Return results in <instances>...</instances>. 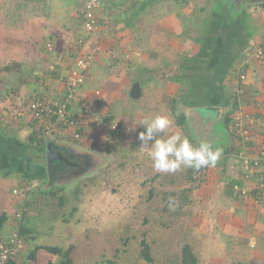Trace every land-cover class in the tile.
<instances>
[{
    "label": "rangeland",
    "instance_id": "1",
    "mask_svg": "<svg viewBox=\"0 0 264 264\" xmlns=\"http://www.w3.org/2000/svg\"><path fill=\"white\" fill-rule=\"evenodd\" d=\"M154 1L158 0H148L158 6ZM244 2H249L244 10L247 15L258 21V25L264 22V3H257L256 0ZM234 3L235 9L240 10V2L234 0ZM211 4L212 0H188L182 6L180 1L176 3L174 0V20L170 18V4L164 5L162 23L158 20L155 23L147 21L152 27L129 30L130 44L117 48L115 54H112L113 40L118 43L122 38L101 31L97 40L86 39L73 54H64L67 59L59 61L61 66L52 60L54 45L50 50L41 42L35 44V40L30 44L32 41L28 40V33L22 35L17 31L15 38H12L6 33L5 37L0 30V36L8 39L4 40L6 43H1L0 37V85H4L0 90V124L20 126L16 140L20 147L28 142L30 136L23 131L25 125L33 123L34 131L41 132V136L48 133L45 124L39 120L19 117L27 103L35 96L55 98L53 96L61 91L67 76L64 69L69 71L74 60L86 55L94 45L98 47L95 58H100V64L96 66V77L87 73L82 93L87 96L86 92H90L88 83L95 80L91 85H98L95 89L98 94H93L97 101L86 99L92 112L100 119L104 116L106 124L114 123L123 130L119 136L108 139L105 135L108 128L101 132L94 131L89 121L83 119L85 125L81 129L85 137L78 146L82 151L77 154L85 167L73 169L63 176L58 173L55 181L48 180L46 169L39 168L38 172L35 170V173H31L35 166H45L42 148L33 146L30 149L22 147L24 159L21 162L29 163L28 168L24 167L19 173L12 171L7 177H2L4 173H0V214L8 217L0 240H4L2 236L8 239L16 234L21 241L19 250L11 260L14 264L59 261V256L43 248L33 253L35 248L45 246L69 250L75 264H179L185 245L197 256L198 264H264V213L259 216L258 212L259 199L264 196V175L258 177V180H262L258 182L254 177H248L251 172L247 173L238 162L235 154L244 144L225 131L223 111H219L220 118L214 123L205 119L208 114L197 107L203 93L200 77L207 70L198 67L207 61L203 55L205 51L210 52L219 45L218 39L211 45L210 42L222 29L218 23L210 21L205 28L206 34L202 36L197 26H202L203 16L205 21L221 16L218 13L210 14ZM160 13L157 12V18ZM233 18L236 19L230 24V32L237 28L241 33L238 25L240 15H233ZM254 27L259 32L263 30V26ZM141 34L143 39H140ZM261 34L263 37L264 31ZM203 37L207 40L205 44H202ZM223 39L227 43L231 41V38ZM223 39L220 41L223 42ZM258 43L250 46L248 63L259 64L258 69L263 73L261 80L264 81V58L258 60L259 63L251 59V53ZM17 52L21 55H17ZM186 55L182 67L180 64ZM243 65H247V62H243ZM54 66H59L61 70L53 77L50 72L56 68ZM240 70H244L243 66ZM211 75L203 82L209 92L220 82L217 70ZM179 78L186 80V84L181 83ZM134 84L140 88L137 99L130 96ZM188 86L191 91L187 94L188 101L183 103L180 96ZM241 87L244 92L245 86L239 89ZM262 90L263 97L264 87ZM127 93L131 101L124 100ZM247 93L250 95L251 90L246 91L243 100L249 101V106H254ZM120 102L123 104L115 105L117 114L112 115L111 111L106 114L114 104ZM174 109L177 114L185 116L186 129H180L175 124ZM156 115H167L173 121L161 138L180 133L196 146L207 140L214 148L224 149L228 146L230 149L233 146L231 150L237 151L225 161L222 160V153L215 167H206L195 175H191L189 168H181L174 173L157 172L152 167L147 150L137 138L138 133L144 131L143 126L137 123ZM49 135L64 141L62 144L68 148L78 145L67 140L71 139L70 132L64 137ZM23 174L31 176L23 178ZM234 181V185H229ZM228 188H232L236 201L232 200V195L230 198L226 196ZM13 190L27 192L25 198L28 206L25 205V198L16 196ZM252 198L256 205L248 203ZM229 219L233 221L231 226L226 223ZM259 223L262 230L254 231L253 225ZM23 226L29 231L20 234ZM235 231H240L241 236L238 237ZM144 250L148 252L151 263L144 260ZM32 253L35 260L31 259Z\"/></svg>",
    "mask_w": 264,
    "mask_h": 264
},
{
    "label": "crops",
    "instance_id": "2",
    "mask_svg": "<svg viewBox=\"0 0 264 264\" xmlns=\"http://www.w3.org/2000/svg\"><path fill=\"white\" fill-rule=\"evenodd\" d=\"M154 2L159 5L155 6L149 3L148 0H99L96 13L99 19L100 32L102 31V32H106L107 34H114L117 38H122V40L118 43H116L115 40H113L114 41V44H113L114 52L112 54H115V51L120 49V47H124L130 44L131 41L128 40L131 37L129 30L134 29V28H138V29L146 28V27L150 28L152 27L151 23H155L157 20L161 24L164 18L162 15V9L164 5L170 4V6L168 5L167 6L169 8V11L171 12L170 18L174 20V0H158ZM82 4H83V0H0V30L3 31L5 37H7V35L10 34L9 36L12 35L11 36L12 38H15L14 36H16L15 34H17V31L19 34H22V35L28 33V36L30 37L28 38V40L32 41L30 44H33L35 40V44L36 42L37 44H40L41 42L42 45L45 46L46 48H47L46 45L48 43L51 45V49H52V46L54 45L55 55H54V59L52 60L54 61V64L58 63L59 66H61L60 65L61 63L59 61L62 59L63 60L67 59L65 55L70 56L71 54H73L75 50H77V46L79 49L80 47L79 41L87 37L85 32L82 30V19L80 15ZM189 7H190V4H189ZM157 12L159 13L161 12L160 13L161 15L158 14L159 18L156 17ZM149 15H150V19L148 18ZM249 19H250L249 21L251 23L252 28L254 26H257V27L263 26L262 31H264L263 21L261 24L258 25V21L255 22L256 20L254 18L249 16ZM241 20H239V23H238V25L240 26V31L242 27ZM147 21H150L151 23L148 24ZM77 23H78V26H77ZM222 28H223L222 38H218L219 45H216L212 50H210V52L207 49L208 51H205V53L203 54L205 56V59H207V61L211 60L212 63H210V65L207 67L204 66V69L205 70L207 69V70L200 77V81L206 80L207 78L208 79L211 78L212 76L211 73L212 72L215 73V71L217 70L219 72L220 82H219V85L216 84V89H220L221 91V85L222 86L224 85L226 92L229 94H233L236 97L239 103L238 106L244 107L247 110H251L258 104V102L259 103L264 102V96L263 97L261 96L263 92L262 88H263V82H264L261 80L263 78L262 76L263 73L261 74L262 72V71L260 72L261 69L260 70L258 69L259 64L256 65V63L252 61L248 63L250 59L249 58L250 57L249 48L251 45H253V43L255 45L258 42L260 43V40L262 39V34H261L262 31L259 32L258 28L254 27L256 28L254 33L247 40L246 37H244L243 35L244 33L243 30L240 33L238 32V29L236 28L235 31L230 32V30L232 29L230 27V24L222 25ZM227 34H229V36L225 37V35ZM5 37H1V43H6V41L4 40H8V39ZM223 38H226V39L231 38V41L227 43V41H225ZM140 39H143L142 34L140 36ZM220 39H223V42H221ZM202 40H203L202 44L207 43V40L204 39V37L202 38ZM64 41L66 42V44L64 43ZM13 42L15 41L13 40ZM140 43L141 41L139 42V44ZM211 44H212V41L210 42V45ZM202 47L203 45H201V48H200L201 50H202ZM255 49L256 47H254V50L251 53V55H253L251 56L252 57L251 59L257 62L258 60L254 58V54H253ZM196 52L197 51H195V53ZM17 55H21V53L17 52ZM25 55L26 54H23V51H22V56L25 57ZM103 58H106V56H103ZM99 60L100 58L96 59V61L93 64L94 67L89 71L90 74L95 77H96L95 70L98 69L97 67H99V64H100ZM245 61L247 62V65H243V62ZM250 64H253V66H251ZM59 66H54L56 68H54V70L50 72V75L54 77L56 72L58 70H61ZM242 66L244 70H240L239 72V68ZM202 68H203L202 64H199L198 69L202 70ZM64 71L67 75L68 70L66 71V69H64ZM240 74H245L246 76V81L244 82V84H240L237 82L238 75ZM257 76H258V79H257ZM94 82L95 80L93 81L90 80L89 83L86 82V84L88 83L90 87L88 88V91L90 92H86V95H87L86 98L88 97L90 98V100L94 99L93 101H95L96 103L97 100L95 97H93V94H96V95L98 94V91L95 90L98 85L96 86L91 85ZM242 85L245 86L244 92L242 90V87L239 89V87ZM3 88H4V85L2 86L0 85V90ZM248 89L249 91L251 90V94L248 95L247 93V97H250L251 104H254V106H249V101L243 100L244 94H246V91ZM62 91H63V85L61 87V91H59L58 94H55L53 97L58 99L60 97V94H62ZM128 95L129 93H127V96L124 97V100L131 101L128 99L130 97ZM239 95L241 98H239ZM117 104H123V103L120 102V103L114 104L112 108L109 109L108 112H106V114L109 113V111L113 112L112 115L117 114L115 112L116 111L115 105ZM210 105L211 106L209 105L208 106H198L197 105V107L202 109L203 111L202 113L208 114V117H206L205 115L204 117L205 119H210L211 121L213 120L215 123L219 120L220 114L217 111L209 112L208 110L216 109L221 112L222 109L224 110V108L214 106L211 103ZM16 126L12 125L8 127V124L7 125L0 124V173L1 174L7 169H10L14 173L16 172L19 173V171L22 170L24 167L28 168L29 163L23 164L21 162L24 159L23 158L24 151L22 147L23 148L25 147L28 149H30L32 146L41 148V146L43 145V152L45 155L48 144H52L53 146V144L56 143L54 140L61 141V140H57L56 138L55 139L52 138V136L49 134L47 135L44 134V136H41V132H39L38 130L34 131L33 129L34 124L30 123L27 126L25 125V127H23L25 128L23 131H25L27 135L28 134L30 135L28 136V142H24L23 143L24 146L20 147L16 141L18 140V136L20 134V130H18V127L20 126L19 125L18 127ZM118 127L120 129L119 131L123 133V130L120 128V126ZM94 131L101 132L102 130H94ZM91 132L96 133L93 131ZM105 135L107 136L106 133ZM78 146H81V144L76 145L73 150L79 153L82 150H80V147ZM27 151L25 152V154L27 153ZM46 167L47 165L45 166L40 165V167L35 166V169L34 168L31 169V173H35L34 172L35 170L36 172H38V170H40L39 168L46 169ZM46 172H47V169H46ZM2 177L4 176L2 175ZM232 183H236V181ZM226 196L230 198V196L228 195V191H226ZM231 198L232 200L236 201V199L233 198V195L231 196ZM259 200H261V202L259 204L258 212H260L259 216H261L264 213V196L263 197L261 196ZM248 203L250 205L251 204L253 205L256 202L252 198V200L250 199ZM226 214L228 215V213ZM234 216H235V213H234ZM232 222L233 221H231V219H229V221H226L227 225L229 226L233 224ZM259 227H261L260 223L258 225L257 224L253 225L254 231L262 230V229H259ZM229 230H226V232H229ZM235 233L238 235V237L241 236L240 231L239 232L235 231ZM236 234H234L235 237L237 236ZM226 237H230V235H227ZM2 238L6 240L7 236L6 237L2 236Z\"/></svg>",
    "mask_w": 264,
    "mask_h": 264
},
{
    "label": "built area",
    "instance_id": "3",
    "mask_svg": "<svg viewBox=\"0 0 264 264\" xmlns=\"http://www.w3.org/2000/svg\"><path fill=\"white\" fill-rule=\"evenodd\" d=\"M98 4L99 0H83L80 15L82 30L87 37L79 41L80 45L86 39L97 40L96 38L99 36L100 26L96 13ZM46 46L51 49L49 43ZM90 50L86 55L74 60L73 66L65 77L63 91L58 99L35 96L27 103L26 109L19 117L24 119L33 117L39 120L45 124V130L55 137H64L70 132L74 139H79L80 134L76 130L82 128L83 124L85 125L83 119L88 120L94 130H104L105 128H108V132L117 130L115 125L106 124L104 118L100 119L96 113L92 112L89 101L82 93L87 73L96 60L95 55L98 47L94 45ZM253 54L254 58L259 61L264 58V34ZM245 81V74H240L238 82L244 84ZM230 131L240 137L244 144L242 149L235 154L238 162L247 173L250 171L252 174H261L259 177L261 178L264 175V102H258L251 110L238 106L231 116ZM248 143L251 146L248 147ZM13 194L24 199L26 192L13 190ZM20 243L19 235L16 234L0 242V264L7 263L15 256Z\"/></svg>",
    "mask_w": 264,
    "mask_h": 264
},
{
    "label": "trees",
    "instance_id": "4",
    "mask_svg": "<svg viewBox=\"0 0 264 264\" xmlns=\"http://www.w3.org/2000/svg\"><path fill=\"white\" fill-rule=\"evenodd\" d=\"M176 3H181L182 6H185V4H187L188 0H175ZM241 4V8L240 10H236L235 9V6L236 4L234 3V0H231L232 4L230 5V1L229 0H212V4L210 6V9H209V12L210 14L212 13H218V14H221V16L219 17H215V18H211L209 21H205V17L203 16V19L201 21L200 24H202V26L200 25H197L198 28L200 29V31L203 33L202 36H204L206 34V31H205V28L207 27L208 23H211V22H215V23H218L219 27H221L222 25H228V24H231L235 19H233V15L236 16V14H239L240 15V18L242 19L241 20V31L243 30V35L244 37H246V39L248 40L249 37L254 33L255 29L256 28H252L251 26V23H250V19H249V15H247V12H245L244 10H246V7L248 5V3L246 4V2L244 1H247V0H238ZM241 2H243L244 4H242ZM257 3L259 2H263L264 3V0H256ZM262 4V3H260ZM229 5V6H228ZM243 6V7H242ZM229 20V21H228ZM211 21V22H210ZM207 22V23H206ZM186 25V23H185ZM222 31H223V28L220 29V32L218 35H216V37H214L213 41L214 42L216 39L218 38H221L222 37ZM259 45V43H258ZM187 57L185 56L183 58V61L182 63L180 64L182 67L184 66L185 64V61H186ZM210 63H212L211 60H208L206 61L205 65H203V67H207L210 65ZM14 66H17V65H14ZM7 70V69H6ZM179 80H181V83L183 84H186V80H183L182 78H179ZM188 81V80H187ZM204 80H201V88H202V95H201V100H200V103H198L197 105H200V106H211V104H213L214 106H218V107H221V108H224V110L226 112H224V121H223V127L225 129V131L232 137H236V139H238L239 141H241L242 143V140L240 137L236 136L233 132L230 131V124H231V116L233 114V112L237 109L238 107V101L236 99V97L233 95V94H229L226 92L225 90V86L221 85V91L220 89H216V85L214 86L213 88V91L212 92H209V88L204 86ZM219 85V83H217ZM186 91L184 92V94L182 96H180V100L183 102V103H186L188 100H187V94L191 91L190 87L188 86L187 88H185ZM206 100V101H205ZM205 101V102H204ZM174 102V100H173ZM172 102V103H173ZM175 104V103H173ZM174 117L176 119V125L180 128V129H186L185 128V116L183 114H177L175 112V109H174ZM105 120V119H104ZM111 122V121H110ZM106 123V122H105ZM110 124V123H108ZM111 125H115L114 123H111ZM116 126V125H115ZM117 127V130L113 131V132H108L107 133V138H114V137H117L119 136L120 134H122L119 130V127ZM104 129V128H103ZM76 132H78L80 134V138L79 139H74L71 135V139H67V140H71L73 142H75L76 144H81L83 138L85 137L84 135V132L81 128H78L76 130ZM61 139H65V138H61ZM58 140V139H57ZM225 146V145H223ZM251 146L250 143H248V147ZM233 147V146H231ZM230 147V149H228V146H225L224 149H222V153L224 155V159L222 160H226L227 157L232 154L233 152H236L237 150H231L232 148ZM42 150H43V145L41 146ZM234 148V147H233ZM241 149V148H240ZM206 168H202L200 169L199 171H196L194 169H191L189 168V172L191 173V175H195L197 173H200V172H203V170H205ZM12 171L10 169H7L6 171H4L2 174L4 177H7ZM190 175V176H191ZM252 173H250V177H254V179L258 182H261L260 180H258V177L261 176V174H254L253 176H251ZM29 176H31V174H23L21 177L23 178H28ZM189 176V177H190ZM229 185H234L233 183L232 184H229ZM257 190V189H256ZM228 195L231 196L232 195V188L229 189L228 188ZM259 191V190H257ZM52 196L54 195L53 193H50ZM49 194V195H50ZM256 194V193H255ZM26 195H27V192H26ZM27 197L24 199L25 200V205L28 206V203L26 201ZM183 201V199H181ZM185 202V201H184ZM8 220V217L5 215V214H0V233L5 225V223L7 222ZM25 222V220H23V223ZM27 223V222H26ZM29 230H27L26 228H24V226L22 228H20V234H24L25 232H27ZM1 242L5 241V240H0ZM44 249L46 250L48 253L50 254H54L56 256H59V261L57 262H48L47 264H75L71 257L69 256V250H63L62 248L60 247H51V246H45V247H41V248H35V250L33 251V253H36L39 249ZM146 250L147 247H146ZM144 250L143 251V258L145 261L151 263V259L149 257V254L148 252ZM32 253V256H31V259L32 260H35V256L34 254ZM12 259L8 260L7 263L5 264H14L12 261ZM179 264H198V258L197 256H195V254L193 253V251L191 250V248L188 246V245H185L183 246L182 250H181V256H180V259H179Z\"/></svg>",
    "mask_w": 264,
    "mask_h": 264
},
{
    "label": "clouds",
    "instance_id": "5",
    "mask_svg": "<svg viewBox=\"0 0 264 264\" xmlns=\"http://www.w3.org/2000/svg\"><path fill=\"white\" fill-rule=\"evenodd\" d=\"M172 123L173 121L167 115H156L137 123L144 128V131L138 133L137 138L141 146L147 150L154 170L161 173H174L181 168L199 171L202 168L215 167L223 150L219 147L214 148L211 142L201 141L196 146L180 133L161 138V134Z\"/></svg>",
    "mask_w": 264,
    "mask_h": 264
},
{
    "label": "flooded vegetation",
    "instance_id": "6",
    "mask_svg": "<svg viewBox=\"0 0 264 264\" xmlns=\"http://www.w3.org/2000/svg\"><path fill=\"white\" fill-rule=\"evenodd\" d=\"M56 143L53 144L51 150L52 154L55 156L54 158H60L54 160V166L57 168L58 173L60 176H63L69 172H71L73 169H81L84 166V162L82 159H80L77 152H75L74 146L71 148H68L66 145H63L62 141H55ZM67 143V142H66ZM82 164V165H81ZM45 165H46V154H45Z\"/></svg>",
    "mask_w": 264,
    "mask_h": 264
},
{
    "label": "water",
    "instance_id": "7",
    "mask_svg": "<svg viewBox=\"0 0 264 264\" xmlns=\"http://www.w3.org/2000/svg\"><path fill=\"white\" fill-rule=\"evenodd\" d=\"M130 96L134 99H137L139 96H140V88L137 84H134L131 88V92H130ZM209 112H218V110H213V109H209L208 110ZM223 113L226 112L225 110H222ZM221 111V112H222ZM52 144H48L47 145V148H46V169H47V176H48V180H53L55 181L56 180V176H57V168L54 166V160L56 159H59L61 160L60 158H54L55 156L52 154Z\"/></svg>",
    "mask_w": 264,
    "mask_h": 264
}]
</instances>
